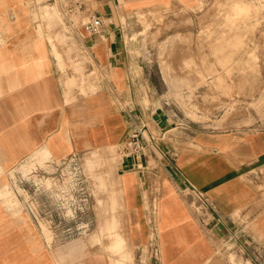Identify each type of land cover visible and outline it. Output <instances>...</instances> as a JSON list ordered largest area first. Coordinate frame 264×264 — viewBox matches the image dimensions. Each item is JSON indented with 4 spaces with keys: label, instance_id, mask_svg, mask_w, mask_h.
Instances as JSON below:
<instances>
[{
    "label": "crops",
    "instance_id": "1",
    "mask_svg": "<svg viewBox=\"0 0 264 264\" xmlns=\"http://www.w3.org/2000/svg\"><path fill=\"white\" fill-rule=\"evenodd\" d=\"M49 1L0 0V264H115L131 248L138 259L141 246L150 255L156 248L157 264H228L224 252L264 264V129H181L143 96L153 86L141 52L125 39L136 13L172 8L195 19L193 10L206 0H85L81 13L102 26L96 35L85 34L83 25L74 34L88 61L84 95L76 88L67 95L70 78L64 80L74 73L76 55L57 44L60 60L54 53L49 37L58 32L44 27L55 22L40 12ZM91 74L96 79L87 84ZM133 131L148 144L139 157L122 150ZM108 146L119 155L111 193L124 251L103 252L102 241L98 253L85 242H47L12 175L30 163L40 166L43 155L48 170ZM5 186L10 195L1 197Z\"/></svg>",
    "mask_w": 264,
    "mask_h": 264
},
{
    "label": "rangeland",
    "instance_id": "2",
    "mask_svg": "<svg viewBox=\"0 0 264 264\" xmlns=\"http://www.w3.org/2000/svg\"><path fill=\"white\" fill-rule=\"evenodd\" d=\"M48 3L40 12L46 22H55L44 27L49 33L54 29L58 32L55 38L49 37L54 53L59 60L58 48L73 49L76 55L71 66L74 73L64 80L70 78L66 82L67 95L73 88L84 95L82 64L88 61L74 34L88 20L81 12L67 13L60 0ZM193 11L195 19L184 10L172 8L135 14L136 26L125 39L141 52L143 58L139 60L153 86L149 91L142 90L143 96L151 97L155 107L168 113L181 129H264V0H206ZM95 79L91 74L86 83ZM91 156L95 163L88 166L86 158ZM46 158L43 155L38 160L40 166L30 163L17 170L20 175H12L18 198L30 205V215L36 218L33 220L46 241L85 242L91 253H98L102 241L107 243L103 252L119 255L111 251L112 240L125 243L117 228L120 213H115L116 195L111 193L119 159L117 148L92 150L48 170L42 166ZM5 187L1 197L10 195ZM56 197L67 199L73 213L51 210L46 199ZM13 204L19 207L16 200ZM109 204L112 213L105 210ZM155 204L150 201L151 213H155ZM139 250L137 259L131 248L128 262L126 258L124 263L147 264L148 247L141 246ZM220 250L221 247L217 249ZM224 257L228 264H248L226 252Z\"/></svg>",
    "mask_w": 264,
    "mask_h": 264
},
{
    "label": "built area",
    "instance_id": "3",
    "mask_svg": "<svg viewBox=\"0 0 264 264\" xmlns=\"http://www.w3.org/2000/svg\"><path fill=\"white\" fill-rule=\"evenodd\" d=\"M60 3L63 5V7H64L65 11H67V13H72V14H75L77 12H81L85 6V0H60ZM101 26H102V23L98 18H90L89 21L82 26V29H83V32L87 35H96L99 33ZM151 140H152V138L149 137V141H151ZM147 146H148V144H147L146 140H144V141L142 140L140 131H133L130 134L128 140L125 142L122 150L125 154L135 156V157H139V156L144 155L145 147H147ZM54 196H57V195H54ZM198 199L202 203H204L206 206L208 205L207 201L204 200L202 197L198 196ZM51 200L48 201V199H46V203H47V205L49 204L51 206V210H53V209L59 210L60 213H69V212L73 213V211L71 210V207L68 206L67 199H62L61 197H56L55 199H51ZM85 201L86 200H83V202H85ZM23 206H24V209L26 210L27 213H29V214L33 213L32 210L30 209L29 204H27L26 202H23ZM31 217H32V219H34L36 221V218L33 215ZM150 257L153 260L152 264H157V250H156V248L152 247Z\"/></svg>",
    "mask_w": 264,
    "mask_h": 264
},
{
    "label": "bare ground",
    "instance_id": "4",
    "mask_svg": "<svg viewBox=\"0 0 264 264\" xmlns=\"http://www.w3.org/2000/svg\"><path fill=\"white\" fill-rule=\"evenodd\" d=\"M256 2V1H255ZM239 7V6H238ZM247 7V6H246ZM262 7V6H261ZM232 9V8H231ZM239 9V8H238ZM250 9V8H249ZM254 9V8H253ZM233 10V9H232ZM235 10V9H234ZM233 10V11H234ZM240 10V9H239ZM243 11V10H242ZM240 12V11H239ZM236 14H237V11L235 12ZM234 13V14H235ZM239 14V13H238ZM230 15H231V13H230ZM240 15V14H239ZM234 16V15H233ZM241 16V15H240ZM238 17V16H237ZM235 19H236V17H234ZM239 21V20H238ZM237 21V22H238ZM242 21V20H241ZM243 23V22H242ZM237 24V23H236ZM239 34V33H238ZM231 39V38H230ZM233 40V39H232ZM239 43V42H238ZM94 157V156H93ZM92 156L91 157H87L86 158V163H87V165L88 166H91L93 163H95V159L93 158ZM113 242L111 243V251L112 250H115V251H118V252H120V254L123 252V245H125L121 240H119V239H115V240H112ZM130 254V253H129ZM128 255V254H127ZM126 255L124 254V255H122V257H121V259L119 260V261H117V262H114L115 264H125L126 263V261H125V263H124V259H126ZM128 257H127V262H128ZM131 259V258H130ZM131 261V260H130ZM127 264V263H126Z\"/></svg>",
    "mask_w": 264,
    "mask_h": 264
}]
</instances>
